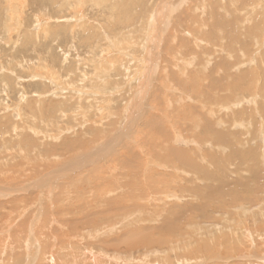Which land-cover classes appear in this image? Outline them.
<instances>
[{
  "label": "rangeland",
  "instance_id": "obj_1",
  "mask_svg": "<svg viewBox=\"0 0 264 264\" xmlns=\"http://www.w3.org/2000/svg\"><path fill=\"white\" fill-rule=\"evenodd\" d=\"M162 1L0 0V264H264V0H164L140 103Z\"/></svg>",
  "mask_w": 264,
  "mask_h": 264
},
{
  "label": "bare ground",
  "instance_id": "obj_2",
  "mask_svg": "<svg viewBox=\"0 0 264 264\" xmlns=\"http://www.w3.org/2000/svg\"><path fill=\"white\" fill-rule=\"evenodd\" d=\"M170 3H172V2H170ZM171 7V5H169V3H168V1L167 2H165L164 0L159 4V6H158V8L156 9V12H155V14H154V16L151 18V22H150V30H152V33H151V37H150V39H149V44H148V46H147V48L145 49V52L146 51H148L149 52V54L147 55L146 54V56H143V55H140V57H141V63H139V66H138V69L136 70V74H135V77L137 78V84H138V87L136 88V92H137V94H138V98H139V100H140V103H141V101L143 100V98H144V95H145V93H146V91L149 89V85H150V81H151V78L153 77L152 75L154 74V70H153V65H154V63H156V61H157V55H156V51H157V46H158V41H159V36H161V29H160V25H161V23L163 22V18H164V14L166 15V13L165 12H167L168 10H167V8H170ZM172 8H173V6H172ZM182 12V11H181ZM169 14H170V12H169ZM168 14V15H169ZM168 15H167V17H165L166 19H168ZM188 15V14H187ZM187 15H185V18L182 20V18L184 17L183 16V14H182V16L181 17H179V22H184L186 19H187ZM181 18V19H180ZM189 18V17H188ZM194 19V18H193ZM192 19V20H193ZM162 25H163V23H162ZM161 25V26H162ZM187 29V28H186ZM141 64V65H140ZM165 72V71H164ZM163 73V72H162ZM53 75V74H52ZM174 76L172 75V78H173ZM176 79V78H175ZM181 82V81H180ZM180 82H178L177 81V83H179V84H182V83H180ZM157 83V82H156ZM161 83V82H160ZM163 84H164V82H162ZM159 84V83H158ZM162 85V84H161ZM160 91V90H159ZM135 92V93H136ZM161 96V95H160ZM157 97H159V96H157ZM130 106H131V104H130ZM133 107V108H132ZM131 108H129L130 110H128V111H126V112H128L127 114H126V116L125 117H122V120L124 121L123 123V125L121 126V127H130L132 124H133V120H134V118H135V116H136V114H137V110H138V108H139V106L136 104L135 106L133 105ZM211 126V125H210ZM164 126H163V124L162 123H160V124H158L157 125V130H154L153 129V133L154 134H158L157 132H160L161 133V135H163V138H170L171 139V137H172V135H164V128H163ZM210 130H213L212 129V127H210L209 128ZM124 130V129H123ZM126 132V131H125ZM166 132V131H165ZM168 133H170V131L168 132ZM217 135V134H216ZM137 136V135H136ZM165 136V137H164ZM218 136H219V138H220V140H222V135L220 134H218ZM157 137V136H156ZM155 137V138H156ZM209 137V136H208ZM114 138V137H113ZM162 138V137H161ZM178 138V137H177ZM206 138V137H205ZM164 139V140H165ZM175 139V138H174ZM152 140V139H151ZM164 140H162V142L164 141ZM167 140V139H166ZM172 141H173V139H172ZM175 141H179V140H174V142ZM146 142H148V140L146 141ZM153 142H157V141H153ZM168 142V141H167ZM166 142V143H167ZM112 143V142H111ZM110 143V144H111ZM151 142H149V144H150ZM160 143V142H159ZM192 143V142H191ZM151 144H153V143H151ZM192 144H194V142L192 143ZM161 145V144H160ZM107 146V145H106ZM156 146H158V145H156ZM104 147V146H103ZM155 147V146H154ZM159 147V146H158ZM162 146H160V148H161ZM68 148H70V146H65L64 147V149H68ZM163 148V147H162ZM169 148V147H168ZM152 149V148H151ZM156 149V148H155ZM164 150V149H163ZM162 150V151H163ZM94 151V150H93ZM96 151V150H95ZM94 151V152H95ZM98 151H100V150H98ZM184 151H186V150H184ZM164 152V151H163ZM98 153V152H97ZM96 153V154H97ZM153 153H157V151H155L154 150V152ZM161 153V152H160ZM171 153L176 157V159H177V163L179 164V163H181V164H183L184 166H186V167H188L189 169H192V170H198V168L199 167H196V166H194V163L193 162H191L190 160H187V158H189V157H186V155L188 154V152H183V150L182 151H174V152H170V155H171ZM169 154V153H168ZM158 155V154H157ZM166 155V154H165ZM164 155V156H165ZM169 155V156H170ZM164 156H162L163 157V161L165 160V158H164ZM212 160H213V157H210ZM88 159H91V157L90 158H88ZM86 160H87V158H86ZM90 161V160H89ZM118 162H122V166H124V167H126V168H129V170H133V168H134V166L132 167L131 166V164L129 163L130 161H127L126 163H124L125 162V160L123 161V159H121V157L120 158H118V160H117ZM241 161V160H240ZM167 164V163H166ZM181 164H179L180 166H181ZM121 165V164H120ZM168 165V164H167ZM72 165L70 164V167H71ZM77 166H79V165H77ZM60 167V166H59ZM86 168V167H85ZM123 168V167H122ZM67 169H69V168H67ZM201 170H202V168H200ZM76 171V170H75ZM115 171V170H114ZM72 172H74V171H72ZM134 172V171H133ZM206 172V171H205ZM61 173V172H60ZM79 173V172H78ZM111 173V172H110ZM113 173V172H112ZM201 173V172H200ZM225 174V173H224ZM45 175V174H44ZM47 175H48V173H47ZM57 176V175H56ZM210 175H207V177H209ZM262 175H260V173L259 172H257L256 173V176H252L254 179H260V177H261ZM43 178H44V176H42ZM48 177V176H47ZM109 177H111V176H109ZM207 177H205V178H207ZM212 177V176H211ZM50 178V177H49ZM54 178H56L55 176H54ZM40 179V178H39ZM35 181V180H34ZM41 181V179L40 180H38V181H36L35 183L37 184L38 182H40ZM43 181V180H42ZM49 182V181H48ZM230 182V181H229ZM42 183V182H41ZM41 183H39V184H41ZM227 183L228 182H226L225 180L224 181H222V183H219V184H221L222 186H226L227 187ZM42 184H44V183H42ZM46 184V183H45ZM30 185V184H29ZM47 185V184H46ZM238 185H240L241 186V184H238ZM22 186V185H21ZM41 186V185H40ZM19 187V186H18ZM29 187V186H28ZM33 187H36V185H34ZM46 187V186H45ZM19 188H21V187H19ZM43 188V187H42ZM233 188V187H232ZM248 190H249V187H248ZM9 193V192H8ZM11 193V192H10ZM138 193V192H137ZM148 193V192H147ZM146 192H145V194H147ZM139 194V193H138ZM169 194H166L165 196H168ZM135 196H136V194H135ZM140 196V195H139ZM142 196V195H141ZM172 196V195H171ZM169 197V196H168ZM133 199H134V197H132ZM144 198V197H143ZM147 198H148V196H147ZM145 199H146V197H145ZM103 201V200H102ZM125 204V203H124ZM147 204V203H146ZM140 208H143V207H141V206H139L138 207V209H137V207H135V205L133 206V207H131V206H126V204H125V206H123V208L121 207L120 209L121 210H119L120 212H122L123 214V216H122V224H123V222L125 223L124 225H128V223L130 224L131 223V221H132V219L133 220H144V219H146V218H150L151 219V214H149V215H144L146 212H145V208L144 209H142V210H140ZM147 208V207H146ZM148 209V208H147ZM149 211V210H148ZM125 212V213H124ZM127 212V213H126ZM138 212V215L139 216H136V213ZM121 216V215H120ZM156 217V216H155ZM154 218V217H153ZM91 222V221H90ZM166 222V221H165ZM88 223V222H87ZM90 224V223H89ZM95 224V223H94ZM90 225H92V224H90ZM94 227V226H93ZM97 227H98V225H97ZM74 231V230H73ZM99 232V231H98ZM249 234V233H248ZM133 235H134V233H133V231H130L129 233H128V235H125V236H123V238L125 237L126 239H123V240H126L127 242H129L128 241V239L132 236L133 237ZM246 236V235H245ZM254 237V236H253ZM135 239V238H134ZM133 239V241L132 242H135V240ZM139 239H141V238H139ZM143 240V239H142ZM52 241V240H51ZM148 241V240H147ZM40 242V241H39ZM142 242V241H141ZM49 243V242H48ZM140 243V242H139ZM146 244V243H145ZM128 245H130L129 247H132L133 245H134V243H132V244H129L128 243ZM147 245L148 246H151L152 245V243H150V242H148L147 243ZM256 246V245H255ZM89 254V253H88ZM96 256V255H95ZM250 260V259H249ZM259 260V259H258ZM261 261V260H260ZM246 262V261H245ZM133 263V262H132ZM261 263H263V262H261ZM260 264V263H259Z\"/></svg>",
  "mask_w": 264,
  "mask_h": 264
}]
</instances>
